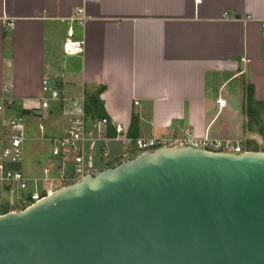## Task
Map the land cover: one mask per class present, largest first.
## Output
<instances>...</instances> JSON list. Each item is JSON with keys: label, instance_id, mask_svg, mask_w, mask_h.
Segmentation results:
<instances>
[{"label": "crops", "instance_id": "1", "mask_svg": "<svg viewBox=\"0 0 264 264\" xmlns=\"http://www.w3.org/2000/svg\"><path fill=\"white\" fill-rule=\"evenodd\" d=\"M78 13L82 24L70 21ZM263 24L264 0H0V104L10 114L0 120L2 133L21 116L58 138L98 92L106 134L113 125L130 139L189 130L261 147L264 126L248 123L264 117ZM69 29L83 41L79 54L63 53ZM44 80L59 95L47 108ZM134 150L130 143L128 154L92 165L93 172L134 158Z\"/></svg>", "mask_w": 264, "mask_h": 264}, {"label": "water", "instance_id": "2", "mask_svg": "<svg viewBox=\"0 0 264 264\" xmlns=\"http://www.w3.org/2000/svg\"><path fill=\"white\" fill-rule=\"evenodd\" d=\"M0 264H264V151L158 148L88 173L0 214Z\"/></svg>", "mask_w": 264, "mask_h": 264}, {"label": "built area", "instance_id": "3", "mask_svg": "<svg viewBox=\"0 0 264 264\" xmlns=\"http://www.w3.org/2000/svg\"><path fill=\"white\" fill-rule=\"evenodd\" d=\"M78 15V16H77ZM71 18V22L82 24L84 17L77 14ZM226 16V14H224ZM12 22L6 23L7 28H11ZM262 34L264 35V24L262 26ZM83 41L72 40V31L68 30V36L62 44V50L65 55H75L82 52ZM41 93L45 95V99H41V108H47L48 101L59 99L58 92L52 89L47 81H42ZM82 100V99H81ZM75 105V102L72 103ZM219 107H223V102H218ZM3 106L0 104V113L3 111ZM110 125L109 118L91 119L87 117L82 110L68 121V125L58 138L48 139L43 134V126L38 125L37 130L40 132V140L51 144L50 154L57 158V162L45 165L43 169L44 188L39 194L33 190L27 195L22 194L20 205L25 208L39 201L44 196L54 192L56 187H64L70 183L78 181L88 173L93 172L90 162V153L95 143H98L99 152L102 157H108L107 144L109 142H117L124 146L132 143V147L138 153L152 151L158 148H191L215 153H228L239 155L246 152L241 142H232L229 140L211 139L207 135L195 137L189 130L183 131L179 136L170 138H133L127 137L126 131L119 125H113V136L106 134V128ZM25 125L21 116H14L7 121V139L1 149L0 159V186L3 187L6 193L13 192V185L18 189H26V178L19 170L20 157L22 154L21 145L26 139ZM68 161L72 164V173L64 172L63 161ZM51 171H55L58 177H52ZM49 175V176H48ZM59 182L54 185L53 182ZM10 205L13 204V199L10 198ZM9 212H17L12 209Z\"/></svg>", "mask_w": 264, "mask_h": 264}, {"label": "rangeland", "instance_id": "4", "mask_svg": "<svg viewBox=\"0 0 264 264\" xmlns=\"http://www.w3.org/2000/svg\"><path fill=\"white\" fill-rule=\"evenodd\" d=\"M9 117H10V114L5 111H2L0 113V120L4 121ZM252 120L253 121L251 122L249 121L248 124L250 125L253 123L252 127L255 126L254 127L255 129L258 128L259 125L264 126V117H256ZM35 121H38V120L33 119L31 121H28L27 119H24L23 117V122L25 125L24 135H25V138L27 139H25L21 145L22 154L20 157L19 170L23 173V175L26 178L27 187L24 190H20L15 185H13L12 187L13 192L9 194L4 191L2 186H0V213H2L4 209H7V210L12 209L13 211L23 210L25 207L19 204L21 201L19 197L22 194L27 195L29 192L33 190L37 191L40 194L42 192V189L44 188V182H43L44 178H46L43 174V169L46 167V166L45 167L43 166L44 163L46 164V161L48 162L49 160L48 164H50L51 162L53 161L57 162L58 160L57 158L52 157L50 154V147H51L50 143L46 141H42V140L33 141L30 139L33 137H38V131L36 128ZM3 127H4L3 122L0 121V159H1V149L4 146L2 140L6 139L7 137V133L6 134L2 133V131L4 132V130H2ZM1 133L3 134L4 137L1 136ZM56 135L58 134L57 133L54 134V136ZM106 148L108 151V157L104 158L101 156L99 152L98 143L94 144L91 150V153H90V162L93 165V168H96L98 166H104L101 164H104V162L109 161L110 158L114 157L115 155L116 156L119 155L121 157L122 154L124 155L128 154L129 153L128 151L130 149V143L122 146L117 142L116 143L109 142ZM244 149H254L257 151H264V147L262 144L260 147V145L256 146L248 141H245ZM135 152L136 150H134V153ZM63 166H64V172H66L67 174L72 173V164L70 162L64 160ZM51 174L54 177H58V174L55 171H51ZM53 183L54 185L59 184V182L57 181ZM59 188L60 187H56L55 189L58 190ZM10 198L13 199L12 205L9 204Z\"/></svg>", "mask_w": 264, "mask_h": 264}, {"label": "trees", "instance_id": "5", "mask_svg": "<svg viewBox=\"0 0 264 264\" xmlns=\"http://www.w3.org/2000/svg\"><path fill=\"white\" fill-rule=\"evenodd\" d=\"M98 95H99V93L96 92L95 94H93L91 96L85 97L84 113H85V115L87 117H90L91 119L104 118L103 115H102V112L100 110L101 107H100V104L98 102ZM251 98H252V88L251 87H247V95H246L247 105H246V110L249 109L248 107H249V103L251 102ZM132 123H134V119H132L131 125H132ZM107 135L108 136H113L114 135V130H111L109 128ZM7 212H9V210L4 209V211H2V213H0V214H5Z\"/></svg>", "mask_w": 264, "mask_h": 264}]
</instances>
